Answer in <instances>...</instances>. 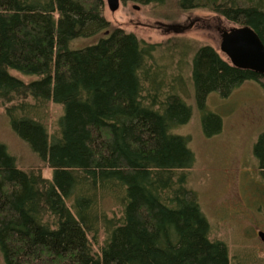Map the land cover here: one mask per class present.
<instances>
[{
  "label": "trees",
  "instance_id": "16d2710c",
  "mask_svg": "<svg viewBox=\"0 0 264 264\" xmlns=\"http://www.w3.org/2000/svg\"><path fill=\"white\" fill-rule=\"evenodd\" d=\"M121 2L206 9L264 44V0ZM104 9V0H0V103L35 159L25 168L0 142L4 264H233L188 186L195 155L178 129L193 116L187 86L202 109L212 92L225 98L247 81L264 89V75L209 45L145 43ZM50 105L61 108L53 124ZM203 116L205 136L219 134L222 119ZM252 152L264 187V134Z\"/></svg>",
  "mask_w": 264,
  "mask_h": 264
},
{
  "label": "rangeland",
  "instance_id": "374dc122",
  "mask_svg": "<svg viewBox=\"0 0 264 264\" xmlns=\"http://www.w3.org/2000/svg\"><path fill=\"white\" fill-rule=\"evenodd\" d=\"M104 2V16L111 26L133 33L145 43L160 44L166 49L185 40L195 47L212 46L225 57L219 51L220 34L233 25L206 9L179 14L168 6L123 4L120 0L118 9L111 11L106 0ZM95 41L96 38L82 39L72 45L83 48ZM178 58L177 53L170 63L172 69ZM162 61L167 63V60L163 57L160 62L166 67ZM187 88L190 92L186 99L193 116L179 127L178 132L189 137V146L195 155L188 186L210 223L212 238L226 243L232 263L264 264V187L260 184L257 161L252 152L254 143L264 134V89L247 81L225 98L216 92L208 94L200 109L190 97L192 89ZM60 111L58 105L49 106L45 112L48 124H53ZM206 113L222 119L219 134L205 136L203 114ZM0 142L25 162V168L34 164L28 147L12 132L1 103ZM43 174L49 177L50 170L46 169ZM0 264H4L1 253Z\"/></svg>",
  "mask_w": 264,
  "mask_h": 264
},
{
  "label": "water",
  "instance_id": "95a60500",
  "mask_svg": "<svg viewBox=\"0 0 264 264\" xmlns=\"http://www.w3.org/2000/svg\"><path fill=\"white\" fill-rule=\"evenodd\" d=\"M106 4L116 11L120 0H106ZM219 51L233 66L264 75V44L251 27L232 26L222 31Z\"/></svg>",
  "mask_w": 264,
  "mask_h": 264
},
{
  "label": "flooded vegetation",
  "instance_id": "af4514ba",
  "mask_svg": "<svg viewBox=\"0 0 264 264\" xmlns=\"http://www.w3.org/2000/svg\"><path fill=\"white\" fill-rule=\"evenodd\" d=\"M258 233H260V232H258Z\"/></svg>",
  "mask_w": 264,
  "mask_h": 264
}]
</instances>
